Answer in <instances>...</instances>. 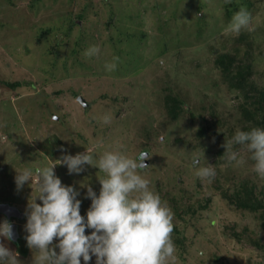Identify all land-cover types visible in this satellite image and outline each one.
<instances>
[{
	"label": "rangeland",
	"instance_id": "obj_1",
	"mask_svg": "<svg viewBox=\"0 0 264 264\" xmlns=\"http://www.w3.org/2000/svg\"><path fill=\"white\" fill-rule=\"evenodd\" d=\"M242 6L255 30L226 34ZM93 45L100 54L86 58ZM226 53L250 66L249 81L264 85V0H0V202L25 212L19 238L0 243L18 253L20 264H33L25 225L35 183L18 189L17 171L89 148L96 158L119 149L128 157L150 155L140 174L174 213L178 264H264L260 212L222 195L246 182L264 202V178L253 171L246 146L233 148L244 158L240 166L224 153L237 130L253 128L241 112V91L227 87L215 64ZM114 57L118 67L108 72L104 65ZM15 81L16 88L5 84ZM167 95L183 102L175 119ZM197 156L199 166L215 169L211 183L195 176ZM54 172L78 192L86 218L87 186L98 195L103 173L85 165L69 174L63 164Z\"/></svg>",
	"mask_w": 264,
	"mask_h": 264
},
{
	"label": "clouds",
	"instance_id": "obj_2",
	"mask_svg": "<svg viewBox=\"0 0 264 264\" xmlns=\"http://www.w3.org/2000/svg\"><path fill=\"white\" fill-rule=\"evenodd\" d=\"M231 0H225L230 3ZM252 15L246 7L233 15L225 29L226 34L239 35L242 30L254 31ZM100 54L99 46L85 50L86 58ZM119 57L105 63V70L117 69ZM110 122L109 116L103 117ZM234 145L246 146L254 161L253 171L264 178V129L237 130L227 143L224 153L229 164L240 166L244 158L233 150ZM150 155L141 152L135 157L124 155L119 149L104 151L96 158L89 148L83 153L65 155L58 163L44 167L17 171L15 182L20 189L25 183H35V194L28 201L25 237L29 249L35 250L33 264H81L95 256L96 264H178L177 247L172 239L174 213L156 193L151 181L140 172L149 167L144 161ZM195 176L211 183L215 169L199 166L200 157L193 158ZM56 164L67 166L69 174H79L85 165L93 166L103 173L99 177L97 195L87 186L91 205L86 218L80 214L78 192L65 186L55 175ZM33 189V187H32ZM42 203H37L36 199ZM91 229L85 234V229ZM0 237L12 241L13 227L7 220L0 223ZM59 249L57 253L53 248ZM18 253L0 243V264H20Z\"/></svg>",
	"mask_w": 264,
	"mask_h": 264
},
{
	"label": "trees",
	"instance_id": "obj_3",
	"mask_svg": "<svg viewBox=\"0 0 264 264\" xmlns=\"http://www.w3.org/2000/svg\"><path fill=\"white\" fill-rule=\"evenodd\" d=\"M214 61L227 87L229 89H238L241 91L245 100V104L240 106L243 117L246 121H251L253 128L258 127L264 129V85L258 86L252 81H249L250 66L239 63L235 53L217 55ZM5 84L9 87L16 88L20 85V82H6ZM247 102L252 107L249 111L246 109V106H248ZM182 103V101H178L171 95L165 96V108L171 118L175 119L178 116L179 110L182 108ZM246 126L247 128L245 127L243 131H250L252 129L250 126ZM254 188L256 187L253 184L241 182L234 192L231 194L222 192L224 193L222 195H225L230 203L235 204L239 208L249 211H259L258 217L262 219V226H264L263 198L261 199L255 194ZM253 243L258 245L259 248H263L258 242Z\"/></svg>",
	"mask_w": 264,
	"mask_h": 264
},
{
	"label": "water",
	"instance_id": "obj_4",
	"mask_svg": "<svg viewBox=\"0 0 264 264\" xmlns=\"http://www.w3.org/2000/svg\"><path fill=\"white\" fill-rule=\"evenodd\" d=\"M79 100L81 101V103L84 104V102L82 101V99L79 97ZM0 213L4 214L6 216L7 219L11 218V217H16L18 219L24 217L25 212L20 211L16 206L11 205L7 202H0ZM13 227V231L15 233V237L17 236V231H16V224H12Z\"/></svg>",
	"mask_w": 264,
	"mask_h": 264
},
{
	"label": "flooded vegetation",
	"instance_id": "obj_5",
	"mask_svg": "<svg viewBox=\"0 0 264 264\" xmlns=\"http://www.w3.org/2000/svg\"><path fill=\"white\" fill-rule=\"evenodd\" d=\"M7 203H9V202H7ZM9 204H10V203H9ZM11 205H12V204H11ZM0 215H2V218L4 219V221H5V220L9 221V222L11 223V225H12V224H16V231H17V224H18V221H17V220H20V219L24 220V217H22V218H20V219H18V218H16V217H11V218L7 219L6 216H5L4 214L0 213ZM18 238H19V233H18V231H17L16 239H18Z\"/></svg>",
	"mask_w": 264,
	"mask_h": 264
},
{
	"label": "crops",
	"instance_id": "obj_6",
	"mask_svg": "<svg viewBox=\"0 0 264 264\" xmlns=\"http://www.w3.org/2000/svg\"><path fill=\"white\" fill-rule=\"evenodd\" d=\"M3 221H1L0 223H2Z\"/></svg>",
	"mask_w": 264,
	"mask_h": 264
}]
</instances>
